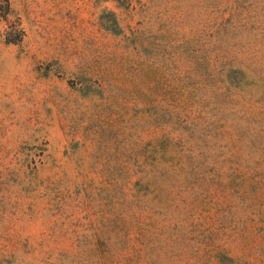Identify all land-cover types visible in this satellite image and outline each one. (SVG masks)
Here are the masks:
<instances>
[{
  "label": "rangeland",
  "instance_id": "374dc122",
  "mask_svg": "<svg viewBox=\"0 0 264 264\" xmlns=\"http://www.w3.org/2000/svg\"><path fill=\"white\" fill-rule=\"evenodd\" d=\"M0 264H264V0L0 6Z\"/></svg>",
  "mask_w": 264,
  "mask_h": 264
},
{
  "label": "trees",
  "instance_id": "16d2710c",
  "mask_svg": "<svg viewBox=\"0 0 264 264\" xmlns=\"http://www.w3.org/2000/svg\"><path fill=\"white\" fill-rule=\"evenodd\" d=\"M3 15L9 11V0H0ZM7 41H15L14 39L7 38Z\"/></svg>",
  "mask_w": 264,
  "mask_h": 264
}]
</instances>
